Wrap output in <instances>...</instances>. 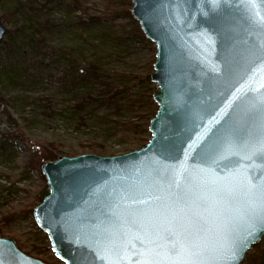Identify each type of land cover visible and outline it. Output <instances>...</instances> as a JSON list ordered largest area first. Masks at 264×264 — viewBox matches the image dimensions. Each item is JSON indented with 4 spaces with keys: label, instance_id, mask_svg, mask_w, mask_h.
Masks as SVG:
<instances>
[{
    "label": "water",
    "instance_id": "95a60500",
    "mask_svg": "<svg viewBox=\"0 0 264 264\" xmlns=\"http://www.w3.org/2000/svg\"><path fill=\"white\" fill-rule=\"evenodd\" d=\"M131 1L156 46L151 137L124 154L45 162L34 219L64 264H141L120 260L134 235L149 264H241L264 235L248 212L264 194V27L243 0ZM227 141L247 147L232 155ZM0 264L47 263L0 237Z\"/></svg>",
    "mask_w": 264,
    "mask_h": 264
},
{
    "label": "rangeland",
    "instance_id": "374dc122",
    "mask_svg": "<svg viewBox=\"0 0 264 264\" xmlns=\"http://www.w3.org/2000/svg\"><path fill=\"white\" fill-rule=\"evenodd\" d=\"M132 4L0 0L7 28L0 41V237L13 238L21 251L47 264L64 263L33 215L49 188L41 152L119 155L138 149L146 138L139 125L148 122L150 92L146 82L134 83L130 76H151L156 46L139 34ZM91 64L129 77L127 104H106L95 85L63 80L65 73L81 74ZM259 245L247 252L257 254L255 264H264V235ZM246 262L245 257L241 264Z\"/></svg>",
    "mask_w": 264,
    "mask_h": 264
},
{
    "label": "trees",
    "instance_id": "16d2710c",
    "mask_svg": "<svg viewBox=\"0 0 264 264\" xmlns=\"http://www.w3.org/2000/svg\"><path fill=\"white\" fill-rule=\"evenodd\" d=\"M101 19V18H100ZM10 32V30H8V33ZM139 34L144 37V34L139 32ZM9 47L11 45V47L13 48V44L8 43ZM11 49V48H10ZM155 61V56H154V60ZM153 62H152V66L151 68L153 69ZM69 72V71H67ZM71 72V71H70ZM129 79V77L127 75H124V73H120V72H113L112 74H108L106 72V70L103 71V69L98 65L95 64H91V65H86L85 69L81 70V74H77L74 75L72 73V75H69L67 73H65V76L63 77V80H69V82L73 83L75 86L76 84H78L79 82H84L86 84H91V85H95L96 87H98L101 90V95L104 97L103 102H107L108 103H112L114 105H118L119 103L121 104H127V101H125L126 98V93H127V85H125V80ZM137 79V80H136ZM130 80L134 83L139 84L140 81L141 82H146V84L148 85L147 88L150 92V94L148 95V100L147 103L150 106V111L148 113L147 118H148V122L146 124H142L139 125L140 127V131H142V133L145 135L146 138H143L141 140H139L137 142L138 146L136 148L142 147L143 145H145L149 139H150V133L148 130L149 127V122L150 119L152 118V116H154L156 110H157V105L155 104V101L153 99V92L155 90V87L152 84L151 78H150V74H147L145 76H130ZM151 87V89H150ZM123 94L125 95V98L123 96ZM129 101V99H127ZM84 101V99H82V102ZM124 101V102H123ZM131 102L133 101L132 99L130 100ZM134 103H137V101H135ZM135 105V104H134ZM119 106V105H118ZM53 145V144H52ZM44 145H40L39 149H41ZM47 148H51V146L47 147ZM44 151V150H43ZM41 152V157L43 161H47V160H55L59 157V150L56 149V151L54 150H46L44 152ZM36 152H38V149L36 150ZM49 192V188L47 187V190L45 191L41 201L43 200L44 196L46 194H48ZM260 247L259 242L254 244L252 246V248L258 249ZM257 252V250H256ZM248 252L246 253V259L247 262L245 264H255L257 263L259 257L257 256V254H248Z\"/></svg>",
    "mask_w": 264,
    "mask_h": 264
},
{
    "label": "snow or ice",
    "instance_id": "6c2138e0",
    "mask_svg": "<svg viewBox=\"0 0 264 264\" xmlns=\"http://www.w3.org/2000/svg\"><path fill=\"white\" fill-rule=\"evenodd\" d=\"M261 2L264 3V0H261ZM215 3L216 6L219 7L220 4L224 3V0H215ZM243 3L252 10L254 22L264 27V15H261L259 10H257L256 0H243ZM261 103L264 104V101H261ZM222 147L229 151L230 154L235 155L239 150L245 149L247 146L237 143L236 141H227ZM248 212L253 215H259V218L264 221V194H262L258 210L257 206L253 205L249 207ZM133 240L140 241L141 244L144 243L140 235H134L131 239H125L122 245L123 254L120 257V260L122 262H127L131 259V256H137L142 258L141 264H149L147 260L143 259L145 253L135 248ZM129 245H131V247H129ZM230 259L233 261L239 259L237 250L231 251ZM151 264H155V262L153 261Z\"/></svg>",
    "mask_w": 264,
    "mask_h": 264
}]
</instances>
